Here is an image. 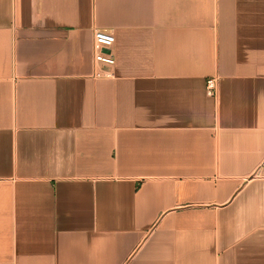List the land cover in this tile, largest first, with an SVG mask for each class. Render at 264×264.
<instances>
[{
  "label": "crops",
  "instance_id": "0c3cea01",
  "mask_svg": "<svg viewBox=\"0 0 264 264\" xmlns=\"http://www.w3.org/2000/svg\"><path fill=\"white\" fill-rule=\"evenodd\" d=\"M0 264H264V0H0Z\"/></svg>",
  "mask_w": 264,
  "mask_h": 264
},
{
  "label": "built area",
  "instance_id": "2783aa9c",
  "mask_svg": "<svg viewBox=\"0 0 264 264\" xmlns=\"http://www.w3.org/2000/svg\"><path fill=\"white\" fill-rule=\"evenodd\" d=\"M114 35L106 30H95L93 33V62L98 68L92 73V77L105 79L112 76L111 67L115 64V58L111 52L114 44ZM218 78L210 76L205 80V94L215 98L217 95Z\"/></svg>",
  "mask_w": 264,
  "mask_h": 264
}]
</instances>
